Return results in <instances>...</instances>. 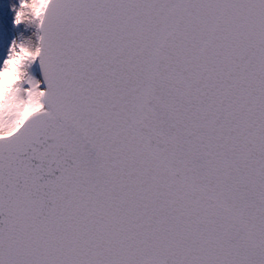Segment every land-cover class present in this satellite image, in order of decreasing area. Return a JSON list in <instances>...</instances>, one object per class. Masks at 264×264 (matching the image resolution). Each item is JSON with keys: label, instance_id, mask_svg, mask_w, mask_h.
<instances>
[{"label": "snow or ice", "instance_id": "obj_1", "mask_svg": "<svg viewBox=\"0 0 264 264\" xmlns=\"http://www.w3.org/2000/svg\"><path fill=\"white\" fill-rule=\"evenodd\" d=\"M0 264H264V0H10Z\"/></svg>", "mask_w": 264, "mask_h": 264}, {"label": "trees", "instance_id": "obj_2", "mask_svg": "<svg viewBox=\"0 0 264 264\" xmlns=\"http://www.w3.org/2000/svg\"><path fill=\"white\" fill-rule=\"evenodd\" d=\"M10 11V0H0V15L3 17L5 13Z\"/></svg>", "mask_w": 264, "mask_h": 264}, {"label": "rangeland", "instance_id": "obj_3", "mask_svg": "<svg viewBox=\"0 0 264 264\" xmlns=\"http://www.w3.org/2000/svg\"><path fill=\"white\" fill-rule=\"evenodd\" d=\"M11 11H9V12H7V13H5V16H4V18L5 19H10V17H11Z\"/></svg>", "mask_w": 264, "mask_h": 264}]
</instances>
